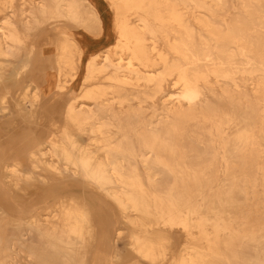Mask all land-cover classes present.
<instances>
[{"label":"bare ground","instance_id":"6f19581e","mask_svg":"<svg viewBox=\"0 0 264 264\" xmlns=\"http://www.w3.org/2000/svg\"><path fill=\"white\" fill-rule=\"evenodd\" d=\"M100 1L0 0V264H264V0Z\"/></svg>","mask_w":264,"mask_h":264},{"label":"rangeland","instance_id":"374dc122","mask_svg":"<svg viewBox=\"0 0 264 264\" xmlns=\"http://www.w3.org/2000/svg\"><path fill=\"white\" fill-rule=\"evenodd\" d=\"M98 2H99V6H100L101 17H102V20L104 22L103 36L101 37V39H97L93 43H89L88 41L78 37L80 39L82 46L84 48L86 47L91 52L104 48L108 44L113 43V41L115 39V33L113 30V25H112L113 24L112 23L113 13L109 9L108 5L105 2L103 3L100 0H98ZM52 42H53V40L50 43H52ZM48 50H49V53L52 54V46L51 45H48Z\"/></svg>","mask_w":264,"mask_h":264}]
</instances>
